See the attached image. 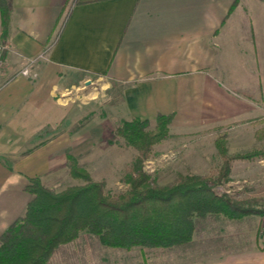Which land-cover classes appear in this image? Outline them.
Masks as SVG:
<instances>
[{
    "label": "crops",
    "instance_id": "1",
    "mask_svg": "<svg viewBox=\"0 0 264 264\" xmlns=\"http://www.w3.org/2000/svg\"><path fill=\"white\" fill-rule=\"evenodd\" d=\"M9 3L4 59H40L41 78L20 76L0 88V240L33 197L29 179L55 167V145L41 143V130L56 121L61 79L78 87L105 77L122 87L130 118L174 113L173 124L183 128L264 113V0ZM132 249L107 247L84 232L48 264H130ZM224 258L264 264V238L255 235L247 249Z\"/></svg>",
    "mask_w": 264,
    "mask_h": 264
},
{
    "label": "rangeland",
    "instance_id": "2",
    "mask_svg": "<svg viewBox=\"0 0 264 264\" xmlns=\"http://www.w3.org/2000/svg\"><path fill=\"white\" fill-rule=\"evenodd\" d=\"M0 19L1 40L5 42ZM39 65L38 58L14 65L7 62V75L0 77V88L20 76L38 81ZM88 82L77 87L73 81L61 79L60 89L53 96L56 121L45 122L41 130V143L48 140L55 145L56 164L40 178L46 187L57 192L85 184V179L71 173L73 157L92 181L103 184L106 193L124 192L134 175L138 156L134 147L115 134L130 118L124 91L105 77L92 76ZM218 141L223 142L229 156L260 151L253 158L235 159L228 177L216 186V191L251 209L264 210V113L205 128H183L172 121L169 135L154 145L144 161L149 181L170 186L189 176L216 177L223 164ZM263 216V212L254 211L235 217L224 213L199 217L190 242L168 247L134 246L130 248V264H225L226 254L247 249L255 235L264 238ZM84 232L88 231L81 233ZM111 259L103 264H123V260Z\"/></svg>",
    "mask_w": 264,
    "mask_h": 264
},
{
    "label": "trees",
    "instance_id": "3",
    "mask_svg": "<svg viewBox=\"0 0 264 264\" xmlns=\"http://www.w3.org/2000/svg\"><path fill=\"white\" fill-rule=\"evenodd\" d=\"M68 13L66 7L65 16ZM0 14L5 39L9 0H0ZM174 116L159 113L154 121L132 117L115 130L117 136L138 151L134 175L124 192L106 193L103 184L92 181L73 157L71 173L85 179V184L57 192L46 187L40 176L31 177L26 190L33 197L25 213L1 235L0 264H47L56 248L83 231L96 234L111 247H168L190 242L199 217L211 213L230 217L254 211L264 213L216 191V186L228 177L235 159L253 158L260 151L229 156L223 142L218 141L223 164L216 177L189 176L170 186L149 181L144 161L154 145L169 135Z\"/></svg>",
    "mask_w": 264,
    "mask_h": 264
},
{
    "label": "built area",
    "instance_id": "4",
    "mask_svg": "<svg viewBox=\"0 0 264 264\" xmlns=\"http://www.w3.org/2000/svg\"><path fill=\"white\" fill-rule=\"evenodd\" d=\"M7 49V45L5 42L1 40V19H0V77H4L7 75V62L4 59V52ZM27 73V71H25ZM263 226L262 231H264V216L262 217Z\"/></svg>",
    "mask_w": 264,
    "mask_h": 264
}]
</instances>
